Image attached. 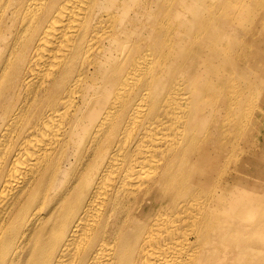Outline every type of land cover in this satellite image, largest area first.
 Here are the masks:
<instances>
[{
    "label": "bare ground",
    "instance_id": "1",
    "mask_svg": "<svg viewBox=\"0 0 264 264\" xmlns=\"http://www.w3.org/2000/svg\"><path fill=\"white\" fill-rule=\"evenodd\" d=\"M261 12L0 0V264H251Z\"/></svg>",
    "mask_w": 264,
    "mask_h": 264
},
{
    "label": "rangeland",
    "instance_id": "2",
    "mask_svg": "<svg viewBox=\"0 0 264 264\" xmlns=\"http://www.w3.org/2000/svg\"><path fill=\"white\" fill-rule=\"evenodd\" d=\"M260 17H256V24L254 26V31H259V23L264 22V13ZM260 105L262 106L263 112H257L255 111V114L257 117L264 115V105L258 100ZM254 133L255 136H253V143L254 146L259 138H264V125L261 123L260 125H257L254 127ZM72 159V158H71ZM261 185L264 186V182H260L258 185L255 186L254 191L257 193L259 189L261 188ZM263 212L262 211H256L252 215V221L258 222L263 218ZM234 232V231H233ZM234 237L237 236L236 233L233 234ZM246 242L251 246V250L247 252L239 253V251L233 252H227L226 251V245L224 242H221L220 247L214 248V253L216 254L215 260L221 263L224 259H242L245 261L250 260L251 264H263L264 262V228L259 229L258 227H253L247 231L246 235ZM233 264H239L237 261H235Z\"/></svg>",
    "mask_w": 264,
    "mask_h": 264
}]
</instances>
